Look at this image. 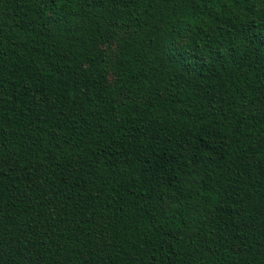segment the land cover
<instances>
[{"label":"trees","instance_id":"16d2710c","mask_svg":"<svg viewBox=\"0 0 264 264\" xmlns=\"http://www.w3.org/2000/svg\"><path fill=\"white\" fill-rule=\"evenodd\" d=\"M0 264H264V0H0Z\"/></svg>","mask_w":264,"mask_h":264}]
</instances>
